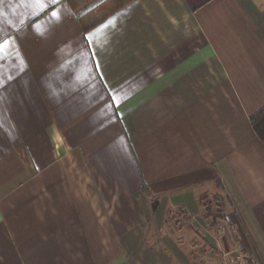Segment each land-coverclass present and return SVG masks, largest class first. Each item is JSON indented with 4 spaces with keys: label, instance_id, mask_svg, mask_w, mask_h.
Here are the masks:
<instances>
[{
    "label": "crops",
    "instance_id": "crops-1",
    "mask_svg": "<svg viewBox=\"0 0 264 264\" xmlns=\"http://www.w3.org/2000/svg\"><path fill=\"white\" fill-rule=\"evenodd\" d=\"M262 109L264 0H0V264H264Z\"/></svg>",
    "mask_w": 264,
    "mask_h": 264
},
{
    "label": "trees",
    "instance_id": "trees-1",
    "mask_svg": "<svg viewBox=\"0 0 264 264\" xmlns=\"http://www.w3.org/2000/svg\"><path fill=\"white\" fill-rule=\"evenodd\" d=\"M131 0H67L84 32L94 28L111 14L122 8ZM252 129L256 137L264 146V109L250 119ZM146 192L145 188H142ZM151 209L157 207V199H151ZM209 207L205 210L206 217L211 219V226L214 227L219 215H212ZM219 213V212H218Z\"/></svg>",
    "mask_w": 264,
    "mask_h": 264
},
{
    "label": "rangeland",
    "instance_id": "rangeland-1",
    "mask_svg": "<svg viewBox=\"0 0 264 264\" xmlns=\"http://www.w3.org/2000/svg\"><path fill=\"white\" fill-rule=\"evenodd\" d=\"M203 216L205 217V210L209 207L210 204V212L212 215H220L221 217V204L224 203V195L222 193L218 194H202L199 199ZM219 212V213H218ZM207 223H210L211 220L207 219ZM190 218L186 215H179L178 212H171L166 217V232H170L172 240L177 248L186 253L187 256H192L194 258L195 255L198 261H205L206 259L202 258L200 253H206L207 248L203 246L201 235L195 236L194 229L191 227ZM179 224V226H178ZM200 255V256H199ZM192 260V259H191ZM190 260V261H191Z\"/></svg>",
    "mask_w": 264,
    "mask_h": 264
},
{
    "label": "built area",
    "instance_id": "built-area-1",
    "mask_svg": "<svg viewBox=\"0 0 264 264\" xmlns=\"http://www.w3.org/2000/svg\"><path fill=\"white\" fill-rule=\"evenodd\" d=\"M230 264H259V261L252 256H236L231 258Z\"/></svg>",
    "mask_w": 264,
    "mask_h": 264
}]
</instances>
